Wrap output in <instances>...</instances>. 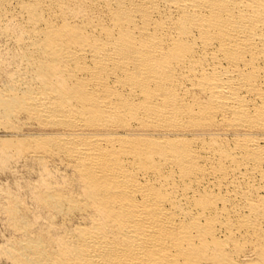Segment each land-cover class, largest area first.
I'll list each match as a JSON object with an SVG mask.
<instances>
[{"label":"bare ground","instance_id":"bare-ground-1","mask_svg":"<svg viewBox=\"0 0 264 264\" xmlns=\"http://www.w3.org/2000/svg\"><path fill=\"white\" fill-rule=\"evenodd\" d=\"M0 32V258L264 264V0H0Z\"/></svg>","mask_w":264,"mask_h":264},{"label":"rangeland","instance_id":"rangeland-1","mask_svg":"<svg viewBox=\"0 0 264 264\" xmlns=\"http://www.w3.org/2000/svg\"><path fill=\"white\" fill-rule=\"evenodd\" d=\"M0 36H1V42H2V40H4V39H2V37L4 38V36L2 35V33L0 32ZM6 39L4 40V42H0V46H1V50L0 51H2L3 49H5V50H3V51H5V52H7L8 50V48H9V50H12V48L14 47V43L13 42H10L11 41V39L10 38H7V37H5ZM9 41V42H8ZM6 42V43H5ZM11 45H10V44ZM6 44H7V46H8V44H9V47H7L6 46ZM4 46V47H3ZM6 46V47H5ZM0 52L1 54L2 53H4V52ZM6 58H7V56H5ZM2 61H3V58L1 59V63H0V72H4V71H7L9 68L8 67H10L11 69H9V70H12V65H7V64H4L3 63V65H2ZM5 61V60H4ZM6 62V61H5ZM3 66H6V67H3ZM4 68H8V69H4ZM2 69H3V71H2ZM8 72V71H7ZM2 76V79H0V81H2L3 80V75H1ZM0 76V77H1ZM3 82V81H2ZM2 82H0V83H2ZM7 134V135H6ZM10 135L7 133V132H5L3 129H1L0 130V141L2 140V139H6V138H8ZM6 137V138H5ZM2 144V142H0V145ZM11 157V156H10ZM7 159V163L4 165V162H3V160H0V162H2L3 163V165H1L2 167H4V168H2L1 166H0V243H4V242H2V241H6V239H8L7 237H11V236H13V234H12V232H10L11 230H9V228L10 227H8V225L7 226H5V225H3V224H7L8 223V219L6 220V217H7V215L5 214V211L3 210V208H2V206H5V204H6V202H7V199L4 197V195H2L3 193H4V191H6V189L7 190H9L10 191V188H12V190L14 189V190H16V187H15V184H14V182H15V180L17 181L18 180V182L20 181V182H23L26 178L25 177H29V173H28V175H26L27 173L26 172H28V168L25 166V162L23 163V162H21V164L22 165H24L23 167L21 166V165H19V166H17V167H15L14 166V161H12V160H14L15 158H13V157H11V158H6ZM12 159V160H11ZM11 160V162L13 163H11V162H9ZM8 163H10L11 164V166L8 164ZM7 165V167L8 166H10V167H5ZM12 166H13V169H15V168H17L16 169V171L17 170H19V171H17V173L15 172V170H13L14 172H11L12 171ZM9 168L11 169V171L9 170ZM18 168H20V169H18ZM25 168V169H24ZM4 170V171H2V170ZM23 170V171H22ZM27 170V171H26ZM13 173H14V176H13ZM19 173V174H18ZM22 174V175H21ZM20 175H21V177H24V178H21L20 177ZM15 176H17L18 178L17 179H15L16 177ZM20 177V178H19ZM31 177V176H30ZM22 179H23V181H22ZM13 181V182H12ZM8 182V183H7ZM16 183V182H15ZM7 186H6V185ZM8 187V188H7ZM3 189H5V190H3ZM2 191V192H1ZM5 198V200H4V198ZM5 202V204L3 205L2 204V202ZM3 213V214H2ZM4 214H5V216H4ZM4 217V218H3ZM3 218V219H2ZM7 221V223H6V221ZM1 220H2V222H1ZM8 227V228H7ZM7 228V229H6ZM2 230V231H1ZM8 230V231H7ZM4 231V232H3ZM5 231H7V232H9V233H11V234H9V233H7V232H5ZM4 233H5V235L7 236H5L4 235ZM2 234V235H1ZM4 235V236H3ZM6 237V238H5ZM9 237V238H10ZM5 238V239H4ZM1 257V256H0ZM5 259V258H4ZM4 259H2V258H0V264H3L4 262L3 261H5V263L6 264H8L7 262L8 261H6V259L4 260ZM1 260H3V261H1ZM4 263V264H5Z\"/></svg>","mask_w":264,"mask_h":264}]
</instances>
